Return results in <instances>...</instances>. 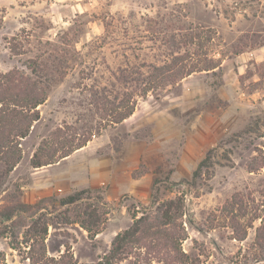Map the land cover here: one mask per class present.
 <instances>
[{
  "label": "rangeland",
  "instance_id": "rangeland-1",
  "mask_svg": "<svg viewBox=\"0 0 264 264\" xmlns=\"http://www.w3.org/2000/svg\"><path fill=\"white\" fill-rule=\"evenodd\" d=\"M233 9L232 0H0V73L15 68L29 73L26 65L34 58H48V64L56 66L47 97L38 106L40 119L22 141V159L10 173L8 191L17 194L12 185L17 184L21 195L29 192L28 203L45 200L27 214L48 222V255L65 254L72 264L96 262L114 236L132 224L133 216H152L162 202L179 199L183 214L172 217L152 237L148 233L146 240H173L176 251L190 258L182 264H264L255 261V229L261 220L256 216H264V97L255 102L247 99L252 92L264 93V62L250 67L249 75H238L232 68L229 59L249 39L238 33L248 24L243 19L229 28ZM170 43L177 44L171 53L173 63L196 67L190 73L197 74L195 84L209 90L200 105L218 118L215 143L201 157L210 156L201 173L193 177L201 159L194 164L177 163L171 141L164 149L168 161H154L157 155H147L139 165L138 172L160 178L143 204L128 194L107 200L102 187L58 194L43 189V196L36 198L33 176L49 171L34 168L29 161L42 141L53 146L54 138L58 147L64 143V149L57 148L59 153L90 138L99 146L96 153L103 154L108 146L121 149L124 142L146 135L145 125L130 131L128 122L115 123L112 107L122 101L130 104L129 97L142 101L148 95L165 105L176 97L181 80L190 74L167 82L166 75L162 80L154 73L156 66L170 58ZM222 59H226L223 66L211 71ZM125 72L133 82L122 85L114 76ZM253 73L258 80L250 78ZM225 80L230 87H224ZM95 90L97 96L91 93ZM248 165L256 169L251 172ZM79 190L85 192L78 202L58 204L57 198ZM7 196L5 201L0 197V206L7 204ZM152 199L155 203L150 207ZM22 218L14 222L21 220L25 225L13 229L20 240L29 224ZM81 222L89 224V232ZM9 241L7 235L0 236L5 264H30L25 259L28 247L20 243L13 249ZM158 250L148 253L142 242L137 243L113 264H166L160 258L166 251Z\"/></svg>",
  "mask_w": 264,
  "mask_h": 264
},
{
  "label": "crops",
  "instance_id": "crops-1",
  "mask_svg": "<svg viewBox=\"0 0 264 264\" xmlns=\"http://www.w3.org/2000/svg\"><path fill=\"white\" fill-rule=\"evenodd\" d=\"M232 3L235 13L229 28L235 27L234 23L238 18L248 23L238 29V33L249 36L248 41L229 59L237 74L243 75L253 65L264 62V0H232ZM221 17L228 19L225 15ZM253 37L256 40L254 42L250 39ZM225 62L226 59H222L211 71H216ZM196 76L197 74H190L184 77L180 82V92L167 105L162 104V100L158 103L148 95L146 99L136 102L134 111L123 122L130 124V131L145 125L146 135L143 138H136L130 144L124 142L121 149L108 146V151L103 154H97L96 147L99 146H94L89 140L69 155L35 167L41 170L45 167L49 171L48 175L33 176L36 198L43 196V189L47 193L58 194L75 188L102 187L107 200H117L120 195L128 194L138 199L137 204H143V199L150 196L160 179L148 171L138 172L139 165L145 162L144 156L157 155V160L154 161H168L164 149L173 141L177 149L174 158L178 164L197 163L203 156L204 149L215 143L218 118L215 112L200 105L209 95V90L203 84L199 87L195 84ZM250 78L253 81L259 79L255 73ZM230 84L229 80L224 81V87H230ZM204 91L208 92L205 96ZM262 96L264 97V93L260 95L252 92L247 99L255 102V99H262ZM221 97L225 99L224 94ZM28 193L25 191L20 198L24 203L31 204L27 201Z\"/></svg>",
  "mask_w": 264,
  "mask_h": 264
},
{
  "label": "trees",
  "instance_id": "trees-1",
  "mask_svg": "<svg viewBox=\"0 0 264 264\" xmlns=\"http://www.w3.org/2000/svg\"><path fill=\"white\" fill-rule=\"evenodd\" d=\"M171 39H173V37H171ZM167 42L168 40L166 39V43ZM176 47L177 44L175 43L167 44L170 58H166L165 61H162L159 66H156L154 71V73H158L162 80H164V75H166L165 78L167 79H165V81L167 82L174 81L173 77L182 73L190 74L191 72L196 71L195 66L186 68L185 65L173 63L174 60L172 62V58H175V56L171 53H174ZM47 61L48 58H43V60L41 58L29 60L26 65V69L29 70V73L16 68L5 73H0L1 201H5L7 195L10 196L9 198L7 196V204L0 206V236L7 235L10 240L9 245L13 249L19 248L20 243L25 244V246L28 247L25 259H28L30 264H72L71 259L65 254H60L58 258L47 254L45 237L47 235L48 222L46 220H41L40 218H33V214H27L28 211L34 208H39L41 201L43 202L45 200L41 199L38 203L34 204L24 203L20 198L21 186L17 184H12L15 191H17V194L10 195L8 192L11 188L9 180L10 173L22 159V141L27 138L31 132L32 126L40 119L38 106L45 101L48 87L53 79L52 73H55L54 69H56V66L48 64ZM164 72L166 73L164 74ZM130 76L128 72H125L124 74L122 73L114 77L118 79L120 84L124 85L133 82V78H130ZM94 84L98 85L96 83ZM146 92L147 91L143 90L142 95H145ZM91 93H93V96L98 95L96 90ZM129 99H132L130 104L125 105L122 101L117 105H113L112 112L114 116L116 114V119H113L115 123L123 121L134 111L137 100L132 97H129ZM122 110L125 111L121 112ZM53 136L55 137V135ZM89 140L90 138H86L82 142L66 148V150H60L59 153L57 148L63 147L64 149V143H60V146L58 147L54 138L53 146L49 141L44 140L39 144L30 157V165L35 168L50 164L69 155L75 149L84 146ZM208 154H206V156L198 162L196 169L193 171V177L199 175L201 173V169L207 166L206 161L207 159H210ZM247 167L251 172L256 169L252 165H248ZM83 192H85V190H79L57 198L58 204L63 207L73 205L81 199L80 194ZM154 203L155 200L152 199L150 207L153 206ZM171 209H174L171 211L172 215L170 213ZM181 209L182 207L180 206L179 199H177V201L167 200L155 208V214H152V216H147L146 214H142L138 218L133 216L132 224L114 236L110 248L103 256H101L96 262L84 264H113L115 261L124 258L126 254L130 252V249L134 244L141 242L148 253H158V249H164L166 253L163 254L164 257L160 258H163V261H165L166 264L184 263L190 258L186 254L176 251L173 240L167 239L159 241L156 238H149L146 240L148 233H150L152 237L156 232H159V230L162 229L163 225H168L171 222L172 217L182 215L183 213ZM21 216H24V218L29 221V224L23 232L22 239L20 240L19 236L15 234L13 229L17 225H25V222L21 220L16 223L14 222ZM257 217L261 220L260 225L255 229V246L258 250L255 261L262 262L264 261V216L258 215L256 218ZM24 218L22 219L24 220ZM81 223V226L89 232V224L86 225L84 222ZM233 228L234 231L237 232L238 226L234 225ZM242 235H244V232ZM0 264H5V257L2 252H0Z\"/></svg>",
  "mask_w": 264,
  "mask_h": 264
}]
</instances>
